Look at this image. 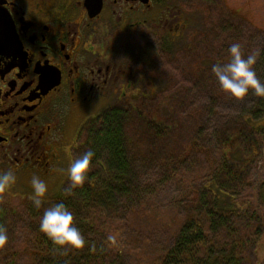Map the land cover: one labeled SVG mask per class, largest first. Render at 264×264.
I'll return each mask as SVG.
<instances>
[{
	"label": "flooded vegetation",
	"instance_id": "obj_1",
	"mask_svg": "<svg viewBox=\"0 0 264 264\" xmlns=\"http://www.w3.org/2000/svg\"><path fill=\"white\" fill-rule=\"evenodd\" d=\"M209 5L0 0V171L11 168L16 181L52 177L77 151L65 124L165 86L161 58L189 48L194 10Z\"/></svg>",
	"mask_w": 264,
	"mask_h": 264
},
{
	"label": "rangeland",
	"instance_id": "obj_2",
	"mask_svg": "<svg viewBox=\"0 0 264 264\" xmlns=\"http://www.w3.org/2000/svg\"><path fill=\"white\" fill-rule=\"evenodd\" d=\"M208 1L212 5L207 9L194 10L190 49L179 47L170 58H161L159 68L166 84L156 91L154 99L150 100L148 95L143 97L140 91L129 92V97L135 98L130 102L146 105L151 117L171 119L169 121L178 125L180 133L161 143L160 150L156 148L161 159L155 160L151 166L137 165L136 180L141 192L135 199L132 212L123 208L113 213H99V221L108 227L107 232L118 233V243L124 254L123 264H157L178 232V216L184 201L194 188L207 183L218 167L223 153L219 129H235L246 120L257 128L255 139L259 150L250 163L248 179L235 198L241 206L244 204L245 210L254 209L264 221V119L261 118L264 98L253 92L243 100L226 94L212 71L199 72V65L194 62L190 51L194 42L202 39L215 40L216 46L208 51L206 43L198 44L197 59L207 54L215 59L228 58L227 48L234 41L241 42L245 55L260 49L261 56L255 68L264 80V0ZM228 18L234 20L227 25L224 21ZM227 58L219 61L224 62ZM141 92L148 93L147 90ZM104 110L89 112L88 117L79 118L77 127H74L76 118L65 124L66 136L76 138L75 147L78 148V141L81 142L83 127ZM193 138L201 146L198 153L183 164L175 163L174 157L189 147ZM76 158L74 148L71 159L62 162L57 172L46 180L49 185L47 201L68 187L70 181L66 169ZM30 181L21 178L7 192L0 193V206L13 220L10 240L0 248V264H37L34 249L43 233L39 231L41 214L34 216L27 210L31 203L28 198L32 190ZM252 245V262L264 264V231Z\"/></svg>",
	"mask_w": 264,
	"mask_h": 264
},
{
	"label": "trees",
	"instance_id": "obj_3",
	"mask_svg": "<svg viewBox=\"0 0 264 264\" xmlns=\"http://www.w3.org/2000/svg\"><path fill=\"white\" fill-rule=\"evenodd\" d=\"M233 20L228 18L224 23L228 25ZM203 43L208 45V51L216 46L215 40L210 39L194 42L191 56L199 65L201 74L211 72L213 64L227 58L215 59L208 54L201 59L195 58L198 44ZM154 96L148 95L150 100ZM170 108L173 109L172 106ZM147 109L146 105L129 101L110 106L89 121L80 133L81 142L78 141L76 151L77 158L89 149L96 153L88 173L89 179L77 188H72L70 183L66 188L69 192L58 193L53 200H46L41 209L29 203L28 212L37 216L42 215L45 207L64 202L72 210L74 222L86 240L95 242L97 247L96 252L88 247L82 250L58 247L42 234L34 249L37 264L124 263L119 243L112 245L107 241L110 233L107 232L108 227L100 223L99 213H113L123 208L132 212L135 199L141 192L136 180L137 165L151 166L155 160L161 159L159 153L157 157L156 148L160 150L161 143L180 133L178 125L171 119L151 117ZM257 118L264 119V113ZM256 129L250 120L235 129H219L223 153L218 167L213 170L212 178L201 187L194 188L184 201L178 216V232L157 264H254L252 243L263 233L264 221L254 209L245 210L244 204L241 206L235 197L246 183L250 163L259 150ZM199 147L193 138L190 146L179 151L173 161L183 164L198 153ZM12 221L10 214L0 206V223L7 227L9 237Z\"/></svg>",
	"mask_w": 264,
	"mask_h": 264
},
{
	"label": "clouds",
	"instance_id": "obj_4",
	"mask_svg": "<svg viewBox=\"0 0 264 264\" xmlns=\"http://www.w3.org/2000/svg\"><path fill=\"white\" fill-rule=\"evenodd\" d=\"M243 45L239 41L232 42L228 48V58L224 62H217L212 65V73L219 83L220 88L231 97L243 100L250 92L264 98V80L256 71L261 50L256 49L248 53L243 52ZM96 153L93 149L84 152L79 158L72 160L66 169V174L72 188L81 187L89 179L88 173ZM17 176L11 168L0 171V193L7 192L16 183ZM31 192L28 198L36 209H41L46 202L49 192L47 181L38 174L31 177ZM66 192L70 190L65 189ZM72 210L64 203H53L43 209L39 220V231L58 247H70L82 250L88 247L90 251L96 252L95 242L86 240L81 230L74 222ZM107 241L116 245L118 233H110ZM9 242L7 227L0 223V248L5 247Z\"/></svg>",
	"mask_w": 264,
	"mask_h": 264
}]
</instances>
